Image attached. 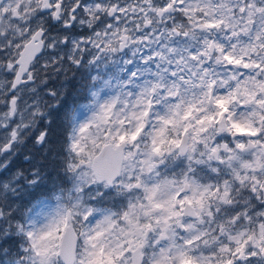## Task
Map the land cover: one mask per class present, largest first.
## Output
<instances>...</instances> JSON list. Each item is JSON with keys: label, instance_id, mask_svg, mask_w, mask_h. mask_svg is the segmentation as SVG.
<instances>
[{"label": "snow or ice", "instance_id": "6c2138e0", "mask_svg": "<svg viewBox=\"0 0 264 264\" xmlns=\"http://www.w3.org/2000/svg\"><path fill=\"white\" fill-rule=\"evenodd\" d=\"M0 264H264V0H0Z\"/></svg>", "mask_w": 264, "mask_h": 264}, {"label": "trees", "instance_id": "16d2710c", "mask_svg": "<svg viewBox=\"0 0 264 264\" xmlns=\"http://www.w3.org/2000/svg\"><path fill=\"white\" fill-rule=\"evenodd\" d=\"M72 99L71 93H69V101Z\"/></svg>", "mask_w": 264, "mask_h": 264}]
</instances>
